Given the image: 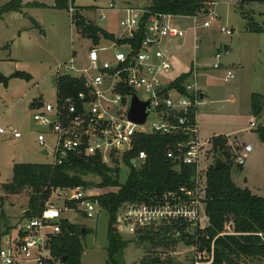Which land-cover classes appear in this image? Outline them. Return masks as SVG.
<instances>
[{"label": "built area", "instance_id": "obj_1", "mask_svg": "<svg viewBox=\"0 0 264 264\" xmlns=\"http://www.w3.org/2000/svg\"><path fill=\"white\" fill-rule=\"evenodd\" d=\"M106 10L122 15L119 21L125 33L116 40L101 38L96 45L91 40L92 45L84 55L86 64L79 62L81 57L77 52L58 63L50 80L55 91L53 99L40 95L31 103L40 153L51 160V167L62 166L74 157H97L107 167L121 168L141 135L182 137L167 145L166 156L176 165V170L182 165L194 167L190 183L150 202L124 204L118 212V232H130L138 237L162 233L169 237L135 264H215L218 237L210 242L205 233L208 224H203L205 219L208 221V172L212 166L204 162L208 161L207 155L213 147L207 151V143L200 137L199 108L204 93L196 52L199 22H203L201 28L209 29L220 21L217 3L207 1L188 17L194 25L195 57L189 71L171 81L165 80L172 70L171 55L162 44L165 40H183L186 31L175 23V19L183 17L153 13L148 6L111 4ZM76 12L70 6L73 24H76ZM106 19L103 14L101 20ZM221 32L232 35L227 27H222ZM220 60L217 54L215 69L220 68ZM182 75L186 78L176 85ZM233 78V72L227 71L225 81ZM134 97L140 103H148L144 124L129 119ZM251 127H256V123H251ZM0 134H9L14 139L23 136L12 126L1 127ZM226 137L235 163L244 166L254 150L253 144L243 137ZM146 159L147 154L140 152L132 163L141 169ZM55 195L63 198L64 209L50 201L39 217L27 218L21 238L0 248V264H56L51 242L62 231L61 223L66 220L63 213L69 209L66 204L82 207L87 219H96L102 211L94 198L97 195L89 196L83 186L57 189L52 197ZM230 234L233 233L220 236ZM258 236L264 241V233Z\"/></svg>", "mask_w": 264, "mask_h": 264}, {"label": "rangeland", "instance_id": "obj_2", "mask_svg": "<svg viewBox=\"0 0 264 264\" xmlns=\"http://www.w3.org/2000/svg\"><path fill=\"white\" fill-rule=\"evenodd\" d=\"M11 1L14 0H0V8ZM21 1L25 4L29 0ZM33 1L45 4L47 8L23 7L20 12H9L0 18V72L5 78L0 81V128L7 129L12 126L23 135L20 139H14L9 134H0V247L5 244L3 237L6 235L15 242L21 238V228L27 219L24 210L28 207L33 193L31 189H26L15 196H8L3 187L11 182L14 165L51 164V160L40 153L36 141L38 127L33 121L31 103L40 95L47 100L53 99L55 91L50 80L55 66L70 59L74 52L80 55L79 62L86 64L84 55L92 45L88 36L72 23L69 9L50 8L49 6L56 4V0ZM212 1L217 3L220 21L209 29L201 28V21L197 31L199 48L196 59L200 66V86L206 95L199 108L200 137L207 143V151L212 146V138L221 134H230L232 138L236 135L244 137L248 143L253 144L254 150L244 166L239 167L233 159L231 178L236 186L245 189L243 187L247 177L249 187H255L259 196L264 197V142L260 137L264 131V34H251L246 31L247 21L242 16L239 0ZM152 2L153 0H69V6L79 8L88 24L98 26L118 37L125 33L119 21L122 15L106 9L111 4L116 7H140L150 6ZM263 11L264 6L261 4L247 5L244 15L253 16L258 23H263L260 16ZM103 14L106 20H101ZM175 23L186 31V35L183 40H165L162 44L170 53L172 64L171 72L165 77L166 81L188 72L195 57L193 21L183 17L175 19ZM222 27L229 28L232 35L223 34ZM225 46L230 47L227 52ZM122 50L126 51L127 48ZM217 54L221 57L219 69L213 66ZM229 70L233 72L234 78L226 82L225 77ZM18 72L29 74L32 79L27 81L15 78L14 75ZM139 93L141 96V92ZM254 95L258 97L260 104L259 114L253 111ZM251 123H256V127L252 128ZM213 154L215 155L212 148L205 164L214 165ZM129 173L130 168L123 165L120 173L121 184L127 181ZM84 180L93 183L92 186L85 187L89 196H100L114 191L113 188H100L101 179L96 176H86ZM4 200L5 206L2 205ZM51 202L57 208L65 207L63 198L58 199L56 195ZM81 210L82 207H75L63 213L66 219L87 231L82 239L84 251L81 264H108L109 214L102 210L96 226V219H87ZM117 218L118 214L113 229L127 243L118 260L120 264L138 263L153 247L148 243H139V237L135 234L119 233ZM203 224H208L207 219ZM241 264H263V261L244 259Z\"/></svg>", "mask_w": 264, "mask_h": 264}, {"label": "trees", "instance_id": "obj_3", "mask_svg": "<svg viewBox=\"0 0 264 264\" xmlns=\"http://www.w3.org/2000/svg\"><path fill=\"white\" fill-rule=\"evenodd\" d=\"M206 3V0H153L148 8L153 13L189 17L203 8ZM252 4L264 6V0H239L242 16L247 21L245 29L251 34H264V11L260 14L263 23H258L253 16L244 15L245 6ZM23 7L21 0L11 1L0 8V18L9 12H20ZM26 7L47 8V5L32 2ZM52 8L68 10L69 0H56ZM76 10L75 23L83 34L93 41V44H98L101 38L116 40L113 34L88 24L80 14L79 8ZM35 24L39 27L36 22ZM14 77L27 81L32 79L31 75L21 72L16 73ZM185 78L186 76L182 75L176 85H180ZM4 79L3 76L1 81ZM253 111L255 114L260 113V104L255 95ZM260 137L264 142V131ZM181 139L182 137L160 134L141 135L133 151L125 157V164L130 168V173L124 184L120 183L121 168L107 167L97 157H74L58 167L43 164H15L12 182L4 185L3 188L11 195L31 189L33 193L29 199L28 210L32 212V217H39L47 203L51 201L55 190L89 187L93 183L85 181L86 176L100 178V188L114 189L112 192L94 197L99 201L101 209L109 214L108 264H120L118 257L122 255L127 243L115 233L113 225L121 207L127 203L150 202L167 191L190 183L194 167L182 165L176 170V165L166 156L167 145ZM212 146L215 157L220 156L226 163L222 170H216L212 165L208 172V227L205 233L210 242L218 237L215 264H241L244 259H261L264 264V241L258 236V233H264V197L253 195L251 191L236 186L232 181V161L235 160V156L227 148V137L212 138ZM140 152H145L147 159L142 168L137 169L132 159L138 157ZM66 206L69 209L76 207L72 203H67ZM61 230L51 242L52 257L60 264H81L84 251L83 228L66 219L61 223ZM223 233L233 234L220 236ZM167 239L169 237H164L162 233L158 235L145 233L137 240L139 243H148L152 248L163 245Z\"/></svg>", "mask_w": 264, "mask_h": 264}, {"label": "water", "instance_id": "obj_4", "mask_svg": "<svg viewBox=\"0 0 264 264\" xmlns=\"http://www.w3.org/2000/svg\"><path fill=\"white\" fill-rule=\"evenodd\" d=\"M141 7H144V5H141ZM230 47L228 46H225V50L226 52L229 50ZM2 74L0 72V81L2 79ZM53 82H55V78L52 79ZM203 98V96H202ZM148 106V103H140L136 97H134L133 99V103H132V107H131V110L129 112V119L137 124H144L145 121H146V118H147V113L145 112L146 111V107ZM133 164H135L133 162ZM226 166V163L225 161L220 157V156H216L215 157V162H214V168L216 170H222L223 168H225ZM25 216L27 218H31L32 217V212L30 210H28L26 213H25ZM99 217H100V214H98L97 218H96V226L98 224V221H99ZM97 229V227H96ZM83 233H85V229H83ZM66 259H64V262H65Z\"/></svg>", "mask_w": 264, "mask_h": 264}, {"label": "crops", "instance_id": "obj_5", "mask_svg": "<svg viewBox=\"0 0 264 264\" xmlns=\"http://www.w3.org/2000/svg\"><path fill=\"white\" fill-rule=\"evenodd\" d=\"M206 1L215 2V1H212V0H206ZM32 2H36V1H33V0H29V1H27V3L23 4L24 8H25L29 3H32ZM215 3H216V2H215ZM144 6H145V5H144ZM49 7L52 8L53 6H49ZM140 7H141V6H140ZM107 32H108V31H107ZM193 34H194V33H193ZM113 35H114V33H113ZM257 35H261V34H257ZM115 36H116V35H115ZM193 36H194V35H193ZM190 65H191V63H190ZM189 69H190V67H189ZM181 74H183V73H181ZM181 74H180V75H181ZM205 97H206V95H205V93H204V100H205ZM199 127H200V126H199ZM220 136H232V135H230V134H228V135H222V134H221ZM236 136H237V135H236ZM239 136H240V135H239ZM243 138H244V137H243ZM262 145H264V143H263ZM12 179H13V178H12ZM247 181H248V178L246 177V178H245V182H244V183H245V186H244L243 188L248 189L249 191H251L253 195H257V196H259V194H258L259 192H257V191L255 190L256 188L254 187V188L252 189L251 187H249V183H248ZM11 182H12V180H11ZM11 182H9L8 184H10ZM246 183H247V185H246ZM3 185H4V184H3ZM5 185H6V184H5ZM8 196H15V195H11V194H9ZM25 201H26V200H25ZM4 202H5V200L3 201V204H2L3 206H5V205H4V204H5ZM9 203H10V202H9ZM24 203H25V202H24ZM27 211H28V207L24 210V215H25V213H26ZM26 218H27V217H26ZM67 220H68V219H67ZM71 223H72V222H71ZM83 229H85V228H83ZM86 232H87V231H86V229H85V233H84V235L86 234ZM3 241H4L5 244H2L1 247H2V246H5L8 242L11 241L10 236H7V235L4 236V237H3ZM1 247H0V248H1Z\"/></svg>", "mask_w": 264, "mask_h": 264}]
</instances>
